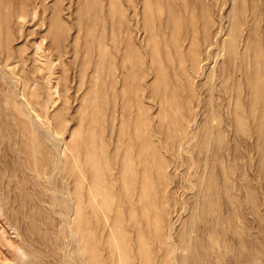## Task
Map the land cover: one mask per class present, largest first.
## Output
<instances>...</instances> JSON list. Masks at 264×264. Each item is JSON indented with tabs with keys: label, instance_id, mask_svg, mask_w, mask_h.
<instances>
[{
	"label": "rangeland",
	"instance_id": "rangeland-1",
	"mask_svg": "<svg viewBox=\"0 0 264 264\" xmlns=\"http://www.w3.org/2000/svg\"><path fill=\"white\" fill-rule=\"evenodd\" d=\"M75 245L264 264V0H0V264Z\"/></svg>",
	"mask_w": 264,
	"mask_h": 264
},
{
	"label": "bare ground",
	"instance_id": "bare-ground-1",
	"mask_svg": "<svg viewBox=\"0 0 264 264\" xmlns=\"http://www.w3.org/2000/svg\"><path fill=\"white\" fill-rule=\"evenodd\" d=\"M18 103L24 108V110L26 111L30 122L32 123L33 127L35 130H37L38 132L41 131V122L38 119V116L35 114V112L33 111V108H31L29 106V104L23 102V98H22V94L18 93ZM48 136H52V134H48ZM59 140H58V144H59ZM57 153V152H56ZM59 159H60V152L57 153ZM67 200L70 202V198L68 197ZM71 236H75V232L73 229L70 230ZM75 240V239H74ZM18 253L19 255H21V257L25 258L26 257V251L22 248V247H18ZM70 258L73 261V264H77V262H80L82 259V255L79 251V246L75 245L70 252Z\"/></svg>",
	"mask_w": 264,
	"mask_h": 264
}]
</instances>
